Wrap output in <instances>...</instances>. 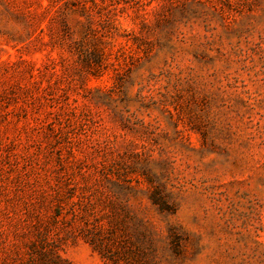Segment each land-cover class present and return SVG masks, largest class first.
Listing matches in <instances>:
<instances>
[{
  "label": "rangeland",
  "instance_id": "obj_1",
  "mask_svg": "<svg viewBox=\"0 0 264 264\" xmlns=\"http://www.w3.org/2000/svg\"><path fill=\"white\" fill-rule=\"evenodd\" d=\"M104 255L264 264V0H0V264Z\"/></svg>",
  "mask_w": 264,
  "mask_h": 264
},
{
  "label": "trees",
  "instance_id": "obj_2",
  "mask_svg": "<svg viewBox=\"0 0 264 264\" xmlns=\"http://www.w3.org/2000/svg\"><path fill=\"white\" fill-rule=\"evenodd\" d=\"M104 256H106L108 259H110V260H112V262L114 263V264H122L121 262L122 261H124V263L123 264H129L128 263V261H127V259H122L121 257H119V256H112V255H110L109 257H108V255H104Z\"/></svg>",
  "mask_w": 264,
  "mask_h": 264
}]
</instances>
